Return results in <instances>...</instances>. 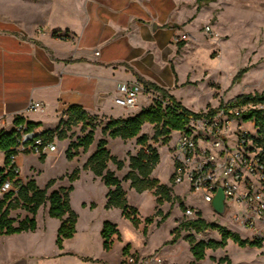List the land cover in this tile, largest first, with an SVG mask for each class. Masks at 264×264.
Masks as SVG:
<instances>
[{"label": "crops", "instance_id": "0c3cea01", "mask_svg": "<svg viewBox=\"0 0 264 264\" xmlns=\"http://www.w3.org/2000/svg\"><path fill=\"white\" fill-rule=\"evenodd\" d=\"M26 1L25 15L5 17L0 13V125L6 130L13 128L17 116L24 117L26 122L39 123L35 128L38 133L54 129L61 119L67 118L64 111L73 104L82 105L91 115L106 120L126 118L145 108L142 104L126 108L115 102L127 84L139 82L149 88L158 85L176 98L175 90L185 84L193 68V63L189 66V58L184 57V50L180 52L174 41L184 32L188 36L193 34L194 26L189 22L195 14L193 0ZM184 4L186 8L182 10ZM178 63L186 65L183 79ZM31 100L43 102L44 109L29 111ZM51 109L52 123L34 116ZM134 140L109 138L108 148L111 151L114 141L126 146L125 142ZM27 154L19 155L16 162L22 180L19 161ZM4 165L5 156L0 152V171ZM109 168L114 171L111 163ZM156 169L153 177H157ZM83 175L88 182L102 185L105 195L101 203L104 217L97 226H93L95 211L101 206L95 200L83 201L82 210L89 215L88 219L83 222L78 213L76 233L64 239L60 247L57 236L61 220L44 214L41 221L40 207L34 231L0 235V264H122L126 245H130L127 254L146 257L159 251L163 264L177 263H169L166 249L171 247L170 252L174 253L179 246L162 245L171 236L151 247L157 223L155 227L151 224L146 234L143 223L138 228L127 226L124 231L120 225V221L124 224L122 211L105 207L108 187L90 171H84ZM83 177L74 182L71 194ZM123 186L126 190L124 182ZM71 206L76 211L72 201ZM155 207L156 202L153 212ZM115 213L121 215L119 221L110 218ZM27 215L26 212L23 218ZM106 221L115 223L120 231V237L114 236L109 250L104 248L101 235ZM95 239L98 245L94 246Z\"/></svg>", "mask_w": 264, "mask_h": 264}, {"label": "rangeland", "instance_id": "374dc122", "mask_svg": "<svg viewBox=\"0 0 264 264\" xmlns=\"http://www.w3.org/2000/svg\"><path fill=\"white\" fill-rule=\"evenodd\" d=\"M26 3V0H0V13L5 17L25 15ZM185 8L184 4L181 9L185 10ZM193 8L194 17L189 19V22L194 26L193 34L188 36L184 32L174 39L180 47V52L184 50V57L189 58V66L193 63V68L189 72L185 84L175 90L176 98L189 109L205 112L211 108H219L221 103L228 102L239 94L262 92L264 90V0H193ZM207 27H210L211 30L208 31ZM178 66L183 79L186 65L178 63ZM245 67L248 70L239 81L233 83L236 75ZM1 86L0 80V88ZM157 102L166 105L169 100L154 88H149L144 84V91L140 95L138 105L142 104L143 107H148ZM34 116L46 118L50 123L54 119L52 109L44 114L35 113ZM106 121L99 117L96 123L98 127L95 131L94 143L91 146L93 149L90 147L87 152L81 151L72 160L67 159L66 156L69 143L84 136L89 129L83 130L81 124L68 128V125L63 123L60 130L65 132L67 138L61 140L59 137L61 132L54 133L57 151L44 155V157L31 153L20 158L19 165L24 182L34 178L37 184L44 188L49 180L54 179L55 183L48 189V193L61 187H69L71 185L69 175L75 168L82 167L87 158L96 150L99 140L103 137L102 126ZM245 126L255 133L251 123L246 122ZM154 133L155 128L151 124H146L141 131V134H146L149 137V142L158 149L160 163L155 171V176L160 179L161 183H167L166 185L170 188L171 200H164L158 204L154 190H150V194L138 193L130 187V181L124 180L128 202L139 209L144 227L148 229L151 224H154L155 227V223H157L150 246H157L162 240L171 236L162 245L175 246V248L179 246L174 253L170 252L171 247L166 249V259L169 263L177 262L174 264H264V252L260 247H241L231 240L224 248L208 249L203 260L196 261L194 259L189 244V238L192 235L178 227L177 217L185 212L188 205H191L195 208L199 207L202 210V217L213 222L215 219H213L212 206L199 200L195 192H190L183 185L174 186L172 182L170 149L174 143L176 131L172 132L168 143H163V138L155 142L153 140ZM117 142L114 141L111 144V152L118 153L116 156L120 155L119 158L125 161V166L119 170L115 164L110 163L116 175L123 179L130 170V155L137 154L141 146L135 140L125 142L126 146L119 145ZM84 171L80 173V177H84L78 183L76 191L71 194L72 204L77 214L81 215L83 222L88 219L89 215L82 210V202L91 199L101 206L105 198L102 185L88 182L87 176L83 175ZM154 202H156L155 212H153ZM45 206L43 205L39 212L41 221L45 215L47 218L49 217V204L47 203ZM100 208L95 211L94 228L104 217L103 207ZM158 210L160 211L158 212ZM151 212L153 213L151 214ZM25 214V210L20 208L13 211L11 216L23 219ZM120 216L115 213L110 218L119 221ZM147 217L153 219L149 224L145 222ZM122 219L124 224L120 221V225L124 231L127 226L133 227L128 219L124 217ZM217 223L223 225L219 220ZM232 230L246 238V233L239 226ZM194 238L196 240L220 241L221 235L218 230L208 229ZM95 245H98L96 239Z\"/></svg>", "mask_w": 264, "mask_h": 264}, {"label": "trees", "instance_id": "16d2710c", "mask_svg": "<svg viewBox=\"0 0 264 264\" xmlns=\"http://www.w3.org/2000/svg\"><path fill=\"white\" fill-rule=\"evenodd\" d=\"M248 70L243 68L234 78L233 83L240 80L243 74ZM152 88L159 91L164 97L168 98V104L164 105L157 102L148 107L143 108L135 115L126 118H110L102 126L103 137L99 140L96 150L87 158L82 167L75 168L69 175L71 185L67 188L61 187L48 193V189L55 183L54 179L47 182L44 188H41L35 179L23 182L19 192L15 194L10 191L4 195H0V235H11L24 231H34L37 228L36 215L43 205L49 204V215L61 220L58 228L57 244L61 247L64 239L74 236L76 233V224L78 214L71 206L70 194L74 190L73 183L79 179L81 171H90L96 177L101 178L108 187L106 194L107 209L119 208L122 215L128 219L134 227L138 228L142 223L140 211L137 207L130 205L128 202L127 192L123 186L124 180L130 181V187L138 193L147 190H154L157 195V203L161 204L164 200H171L170 188L160 182V179L153 177L152 173L160 163V154L158 149L149 142L146 134H141L146 124L154 125L155 133L153 140L158 142L163 138V143H168L171 139L173 131L184 130L192 118H198L206 113L203 111H194L187 108L178 101L169 92L158 86L152 85ZM249 106L246 111L241 112V117L245 122H253L257 129L256 143L264 149V90L255 93H242L232 100L221 103L219 108H225L228 112L231 109ZM217 108H211L207 114H213ZM64 114L66 119H61L59 125L54 129H47L41 133L35 131L40 124L36 122H26L22 116H17L13 121L11 130L2 129L0 132V152L5 156V165L0 171V181H4L7 177L15 178L19 174L14 171V166L10 167V156L16 152L20 125H26L29 131H35L43 136L47 141H53L56 137L55 132L60 131L61 140L67 138L65 132L60 130L63 123L68 125H82L83 130L88 132L79 137L76 141L69 143L66 150L67 159L72 160L83 151L87 152L95 140V131L98 127V116L91 115L82 105L73 104L69 106ZM121 138L129 140L136 138V142L141 146L137 154L129 157V171L124 175L123 179L119 178L116 173L109 168V163L116 165L121 170L125 166V161L113 155L108 148V139ZM44 157V155H40ZM20 180V179H18ZM22 180V179H21ZM20 180V181H21ZM93 206V205H92ZM24 209L28 215L18 220L11 216V211L16 209ZM160 210H158L159 212ZM199 217L189 221L183 227L192 226L198 233L208 229L218 230L221 240H196L192 235L189 238L190 251L196 261H201L206 257L208 249L224 248L229 240L241 247L252 246L260 247V241L243 238L239 233L227 229L225 226L209 222L202 217L201 211H198ZM151 217L145 218L147 224L152 222ZM147 233V228L144 229ZM103 237V246L109 250L114 242V236L120 237V231L115 223L106 221L101 232ZM175 238L173 239V241ZM130 245L124 247V254L129 251Z\"/></svg>", "mask_w": 264, "mask_h": 264}, {"label": "built area", "instance_id": "2783aa9c", "mask_svg": "<svg viewBox=\"0 0 264 264\" xmlns=\"http://www.w3.org/2000/svg\"><path fill=\"white\" fill-rule=\"evenodd\" d=\"M207 30L211 28L207 27ZM95 54L98 55L99 51L96 50ZM143 91L144 87L139 82L129 83L115 102L127 108L136 107ZM249 108L244 106L227 112L223 107L217 108L213 114L205 111V115L192 118L184 130L176 131L170 149L171 176L174 186L183 185L190 192H195L199 200L211 204L213 222L219 220L229 230L239 226L246 233V238L260 241L264 252V149L256 143L254 123L249 121L255 129L252 133L241 117V112ZM27 109L43 110L44 103L31 100ZM2 129L0 125V132ZM18 130V145L10 156L9 168L15 165L14 171L19 175L0 181L1 196L10 191L17 194L24 182L16 163L19 155H47L58 150L55 139L47 141L35 131H29L26 125H20ZM220 190L224 194V214L213 206ZM198 211L202 212L188 205L177 222L178 227L197 236L199 233L194 227L183 225L197 219ZM122 264H163V258L159 251L146 257L131 253L124 256Z\"/></svg>", "mask_w": 264, "mask_h": 264}, {"label": "water", "instance_id": "95a60500", "mask_svg": "<svg viewBox=\"0 0 264 264\" xmlns=\"http://www.w3.org/2000/svg\"><path fill=\"white\" fill-rule=\"evenodd\" d=\"M213 206L216 209V211H218L221 214H224L225 205H224V194H223L222 190H220L218 192L217 196L215 197V199L213 201Z\"/></svg>", "mask_w": 264, "mask_h": 264}]
</instances>
